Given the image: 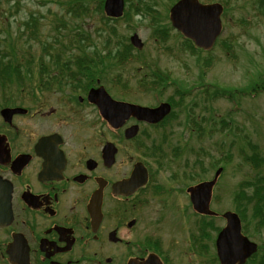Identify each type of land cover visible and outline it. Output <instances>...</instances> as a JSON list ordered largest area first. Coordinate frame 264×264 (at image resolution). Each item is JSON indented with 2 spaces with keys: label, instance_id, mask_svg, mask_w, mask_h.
I'll return each mask as SVG.
<instances>
[{
  "label": "flooded vegetation",
  "instance_id": "af4514ba",
  "mask_svg": "<svg viewBox=\"0 0 264 264\" xmlns=\"http://www.w3.org/2000/svg\"><path fill=\"white\" fill-rule=\"evenodd\" d=\"M28 85L27 112L0 113V264H146L149 255L154 264H219L222 218L193 210L192 173L183 183L162 176L174 130L134 117L114 129L87 92L67 95L60 81ZM18 101L0 97V111L21 108ZM133 174L139 183L127 185ZM171 195L189 214L176 226Z\"/></svg>",
  "mask_w": 264,
  "mask_h": 264
},
{
  "label": "rangeland",
  "instance_id": "374dc122",
  "mask_svg": "<svg viewBox=\"0 0 264 264\" xmlns=\"http://www.w3.org/2000/svg\"><path fill=\"white\" fill-rule=\"evenodd\" d=\"M72 1L0 0V39H6V52L12 50L16 59L22 62L19 63L21 67L29 60L32 69V65L36 67L37 60L45 53L60 55L61 60L68 54H79L76 47L67 48L66 43L82 32L92 39L93 44L98 43L96 46L102 51L101 38L109 34L105 30L101 36L95 34L96 27L104 28L100 22L103 16L95 12V2L86 3L90 8L89 15L76 17L75 12V18L67 10ZM141 1L138 10L143 14L133 11L127 20L110 21L108 27L116 31L117 36H110L113 46L116 40L123 41L124 37L136 33L143 42L142 50H133L124 67L117 64L118 67L109 69L104 79H99L100 83L108 87L115 95L113 98L117 99L120 89L117 91L110 79L128 81L134 93L122 100L145 106H155L158 100L164 101L177 89L184 92V97H177L174 116L164 129H160L174 130L167 140L181 148L182 156L178 159L170 157L163 166L162 176H176L174 182L183 183L192 173L188 183L191 184L211 179L215 170L222 167L211 208L218 213L226 210L234 212L239 184L259 174L244 158L254 150L264 156V93L254 97L238 96L236 102L211 96L213 90L246 88L264 77V13L260 7L256 8L264 0H221L226 8L222 16V34L213 49L195 55L190 53V46L174 30H169L164 41L154 35V29L159 35L164 26H170L167 14L173 0ZM147 4L153 6L154 11H147ZM31 14L35 18L34 32L32 28L26 29L25 22H22ZM225 44L230 46L234 54L232 58L226 54ZM43 60L50 65V57ZM151 70L164 72L166 80L174 83L156 99L155 92L139 94L136 90L138 81ZM195 161L201 163L195 166ZM261 172L264 173V167ZM170 200L167 213L173 219L172 225L176 226L189 214L182 196L171 195ZM147 218L148 226L154 228L156 215ZM218 220L216 225L223 226V219ZM249 231L253 234L251 240L264 243V231L256 234L252 226Z\"/></svg>",
  "mask_w": 264,
  "mask_h": 264
},
{
  "label": "trees",
  "instance_id": "16d2710c",
  "mask_svg": "<svg viewBox=\"0 0 264 264\" xmlns=\"http://www.w3.org/2000/svg\"><path fill=\"white\" fill-rule=\"evenodd\" d=\"M94 1L96 4V13L102 14V4L104 0H73L71 3H69L67 10L69 13H71L74 17L79 16H87L89 15L90 8L87 6V2ZM129 1V0H124ZM260 7V10L262 13H264V2H259L256 6ZM145 9L148 11L151 8L145 7ZM124 15L122 18L118 20H114V22H119L122 20H127L130 15H132L133 11H139L138 13L141 14V10H138V8H132L129 7L126 9ZM152 10V9H151ZM144 11V10H143ZM226 10H224L225 13ZM76 12V14H75ZM137 14V13H136ZM101 16V15H100ZM103 16V14H102ZM75 17V18H76ZM33 20V21H32ZM100 22L104 24V28H95V34L97 36H101V33L105 30L109 35L107 37H102L101 42H103V46L101 49L102 51L96 49V45L92 43V40L85 32H82V34L75 35L73 38L68 39L67 41V48L70 47H76L79 50V54L77 56L73 55H67L64 60H62L59 57L51 56V55H44L40 60H37L38 66V75L40 78L44 81H68L71 82L73 89L81 88V90L86 91L90 86L95 84L96 79H102L101 76H103V69H106L109 67V65L106 64L105 59H111L116 62L123 63V61L127 60L132 55L133 49L129 44L126 43L127 39L123 38L124 40H116V51L113 52L109 45L111 43L110 36H117L116 31L112 27H108L109 20L106 19L104 16L101 17ZM34 18L31 17V21H28L25 23L26 29L33 30V24ZM169 29H163L162 33H167ZM34 32V30H33ZM156 33V32H155ZM166 36V34H165ZM165 36H159V39L164 41ZM186 43L190 46L189 51L192 55L199 54L201 51L198 49H195L189 41H186ZM101 45V43H100ZM226 47H224V50L226 51V54L229 58L233 57V52L229 45L225 44ZM92 47L93 49L90 50L89 48ZM122 49V50H119ZM103 52H107L106 54H103ZM47 54V53H45ZM6 56V54L2 53L0 55V75L4 74L5 76L1 78L2 85L4 86L5 81L8 79L11 75V63L8 62V66L4 67L3 58ZM51 57L50 65H47V62H45L43 59L44 57ZM13 57H11L12 62L14 63ZM28 69H25V73H29L31 62L27 61ZM55 67L52 68V65ZM17 66V65H15ZM17 68V67H16ZM9 70L10 72L6 73V71ZM53 71L55 74H53ZM16 76L17 69L14 71ZM25 77V76H24ZM19 80L20 76H19ZM166 78L165 74L160 71H155L152 73V79H150L149 83H151L150 88L153 90H160L159 88H163L166 85ZM174 84V83H173ZM171 86L172 83H170ZM205 92H208V89L205 90ZM264 93V77L260 80L253 82L250 84V86L246 88L241 89H218L213 90L211 98L214 97H220L225 98L226 100L230 99L231 102H236L237 97H254L257 94ZM189 92L187 93V95ZM175 97H184L186 94L183 92H178V89L174 91ZM169 102L173 106V108H176L178 105L177 98L174 99V97L169 98ZM181 102V101H180ZM173 114V113H171ZM167 123V122H166ZM164 123L163 125H165ZM182 155V151L179 149V147H176L175 150L172 152V156L174 158H180ZM244 161L250 165V167L256 169L259 173L255 178L241 182L238 186V214L244 223L243 225V232L247 236H253V234L250 233L249 227L252 226L253 232L256 234H260L261 231H264V173L261 172V168L264 167V156L260 155L257 150H254L252 154L244 158ZM199 161H195V166L199 165ZM251 211V214H250ZM259 254H257L255 257L253 256L250 261L251 264H264V243H261L259 246ZM250 264V263H249Z\"/></svg>",
  "mask_w": 264,
  "mask_h": 264
},
{
  "label": "water",
  "instance_id": "95a60500",
  "mask_svg": "<svg viewBox=\"0 0 264 264\" xmlns=\"http://www.w3.org/2000/svg\"><path fill=\"white\" fill-rule=\"evenodd\" d=\"M104 12L109 17H120L123 11V0H105ZM221 7L218 4L201 5L197 0H180L170 9V21L174 29L184 37L193 41L194 45L204 50L209 49L220 32ZM132 46L141 49L142 43L136 34L130 37ZM99 109L101 116L114 128H119L129 117H135L148 123L161 121L170 111L167 103L160 104L151 109L137 105L117 102L112 100L101 87L90 90L88 94ZM16 112H24L21 109L3 110L2 116ZM135 129V127L130 128ZM220 170H217L211 181L203 182L190 187V202L193 209L201 214L212 215L209 211L211 189ZM144 173L142 180L144 181ZM136 175L130 178L127 185L134 186ZM140 181V180H139ZM226 226L220 231L216 239L217 256L221 264H243L245 260L256 251V245L241 234L240 221L235 213L225 212ZM154 255H149L146 264H154ZM152 259V260H151ZM135 264V263H131Z\"/></svg>",
  "mask_w": 264,
  "mask_h": 264
}]
</instances>
